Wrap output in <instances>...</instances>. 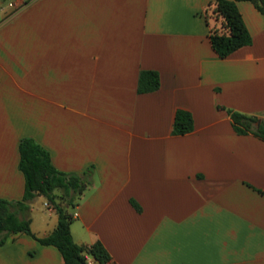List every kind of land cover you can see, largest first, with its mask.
Here are the masks:
<instances>
[{
	"label": "crops",
	"instance_id": "obj_1",
	"mask_svg": "<svg viewBox=\"0 0 264 264\" xmlns=\"http://www.w3.org/2000/svg\"><path fill=\"white\" fill-rule=\"evenodd\" d=\"M213 1L0 0V198L22 196L29 137L57 170L92 166L69 231L107 264H264V141L226 113L264 121V15L236 1L251 42L219 58ZM141 70L157 89L136 91ZM176 109L192 120L181 135ZM45 203L30 204L36 237L56 225ZM0 264L64 262L17 233Z\"/></svg>",
	"mask_w": 264,
	"mask_h": 264
},
{
	"label": "trees",
	"instance_id": "obj_2",
	"mask_svg": "<svg viewBox=\"0 0 264 264\" xmlns=\"http://www.w3.org/2000/svg\"><path fill=\"white\" fill-rule=\"evenodd\" d=\"M236 1H248L264 15V0H214L211 11L219 20L217 28H211L208 40L219 58H224L237 48L251 42V37L237 10ZM159 86L157 72L141 70L138 73L136 91L150 92ZM233 130L237 134L251 133L264 141V121L230 109L226 110ZM192 129L191 115L183 109H176L173 115L171 133L181 135ZM17 169L23 177V193L19 200L0 198V245L14 234L24 233L41 245L57 249L64 264H86L91 258L96 264H107L109 255L102 244L95 241L89 245L73 242L69 224L77 198L90 182L92 166L81 173L57 170L50 162L47 151L29 137H22L17 143ZM264 196V188L257 190ZM41 195L56 214L54 229L43 237H36L29 228V205L35 196Z\"/></svg>",
	"mask_w": 264,
	"mask_h": 264
},
{
	"label": "rangeland",
	"instance_id": "obj_3",
	"mask_svg": "<svg viewBox=\"0 0 264 264\" xmlns=\"http://www.w3.org/2000/svg\"><path fill=\"white\" fill-rule=\"evenodd\" d=\"M212 11H211V8H209V16L210 17H212V18H214V19H216V20H218V18L213 14V13H211ZM31 204V203H30ZM66 210H68V211H72V209L71 208H69V207H67L66 206ZM29 213H30V205H29Z\"/></svg>",
	"mask_w": 264,
	"mask_h": 264
},
{
	"label": "built area",
	"instance_id": "obj_4",
	"mask_svg": "<svg viewBox=\"0 0 264 264\" xmlns=\"http://www.w3.org/2000/svg\"><path fill=\"white\" fill-rule=\"evenodd\" d=\"M213 13V12H211ZM214 14V13H213ZM220 27V26H219ZM44 206L48 209H52L50 206H48L46 203L44 204ZM86 264H90V258H87V263Z\"/></svg>",
	"mask_w": 264,
	"mask_h": 264
}]
</instances>
